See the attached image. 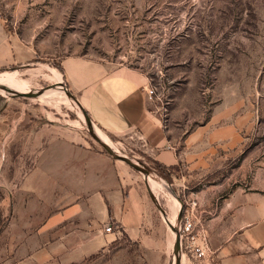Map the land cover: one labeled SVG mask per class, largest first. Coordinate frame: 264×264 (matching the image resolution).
I'll list each match as a JSON object with an SVG mask.
<instances>
[{
    "label": "rangeland",
    "instance_id": "1",
    "mask_svg": "<svg viewBox=\"0 0 264 264\" xmlns=\"http://www.w3.org/2000/svg\"><path fill=\"white\" fill-rule=\"evenodd\" d=\"M0 24L14 56L13 63L0 66V75L14 74L25 92L37 94L19 98L0 90V264L23 263L32 242L45 241L13 238L9 232L21 185L39 153L35 130L55 124L82 132L87 144L108 155L77 105L57 87L67 59L125 66L145 75L168 136L180 146L195 136V146L216 151L205 182L222 183L220 197L235 186L264 190V0H0ZM47 91L57 94L41 100ZM92 129L101 132L93 124ZM108 139L117 154L162 180L153 193L167 219L168 255L147 262L137 243L119 235L108 243L104 261L174 264L168 223H178L187 194L173 188L168 175L132 143ZM128 168L145 189L144 175ZM183 255L188 264H197ZM93 259L81 264H94Z\"/></svg>",
    "mask_w": 264,
    "mask_h": 264
},
{
    "label": "crops",
    "instance_id": "2",
    "mask_svg": "<svg viewBox=\"0 0 264 264\" xmlns=\"http://www.w3.org/2000/svg\"><path fill=\"white\" fill-rule=\"evenodd\" d=\"M13 61L0 29V66ZM61 76L57 84L93 126L112 140L132 143L168 175L173 188L196 200L198 220L215 251L214 264H264V190L235 186L220 197L222 183L205 182L216 151L195 146V136L182 146L168 136L148 99L145 75L75 58L63 61ZM35 138L39 153L21 185L9 232L13 238L45 241L39 246L32 242L20 264H81L92 256L94 264L116 263L115 258L104 261L103 253L119 235L137 243L147 262L150 256L160 261L168 255L165 219L154 213L146 188L128 166L87 144L79 131L51 124L36 129ZM185 257L180 264H188Z\"/></svg>",
    "mask_w": 264,
    "mask_h": 264
},
{
    "label": "built area",
    "instance_id": "3",
    "mask_svg": "<svg viewBox=\"0 0 264 264\" xmlns=\"http://www.w3.org/2000/svg\"><path fill=\"white\" fill-rule=\"evenodd\" d=\"M148 99H153V91L149 89ZM197 203L193 199L184 202L179 224V238L182 253H188L197 261V264H212L213 252L204 226L196 214ZM106 232L110 227L105 228Z\"/></svg>",
    "mask_w": 264,
    "mask_h": 264
},
{
    "label": "water",
    "instance_id": "4",
    "mask_svg": "<svg viewBox=\"0 0 264 264\" xmlns=\"http://www.w3.org/2000/svg\"><path fill=\"white\" fill-rule=\"evenodd\" d=\"M60 87L62 88L67 96L77 105L78 109L80 110L82 117L85 119L86 124H87V128L88 131L90 133V135L97 141L100 143V145L102 147L105 148V150L107 151L108 155L116 160V161H120L123 162L125 164H127L128 166L134 168L135 170H137L138 172L142 173L144 175V183H145V187L147 190V193L150 197V199L152 200V202H156V207L157 210L160 212V214L163 216V218L165 219V221L167 220L164 216L165 212L163 211V209L157 204L156 201V197L154 196V193L152 192V190L150 189L147 180L145 178V176H148L150 174L148 168H146L145 166H141L140 164H138L136 161H134L133 159L126 157L124 155H120L117 154L114 150H112V148L110 146H108L106 143L102 142L101 139L97 136V134L95 133V131L92 129V122L91 120L88 118V116L86 115V113L84 111H82L80 109L79 104L76 102V100L72 97V95L67 91L66 88H64L62 86V84H59ZM0 89L5 90L6 92H8L11 96L14 97H19V98H33L36 97L37 94L36 93H30V92H15V91H11L8 88L4 87V86H0ZM182 212V211H181ZM181 212L178 215V223L176 225H172L170 223L169 226L171 228V230L174 232L175 237H174V244H173V258H174V264H180L181 262V257H182V250H181V244H180V238H179V224H180V219H181ZM167 222V221H166Z\"/></svg>",
    "mask_w": 264,
    "mask_h": 264
},
{
    "label": "bare ground",
    "instance_id": "5",
    "mask_svg": "<svg viewBox=\"0 0 264 264\" xmlns=\"http://www.w3.org/2000/svg\"><path fill=\"white\" fill-rule=\"evenodd\" d=\"M54 75L57 78H59V74L58 73H54ZM0 86H4V87L8 88L9 90L15 91V92H25L24 91L23 82L20 81V80H17L16 77H15V75L12 74V73L11 74L5 73V74H1L0 75ZM0 90H1V93H3V92L5 94L8 93L5 90H2V89H0ZM56 94H57V91H47V92L42 93L39 96V98L41 100L48 101L49 99H51L52 97H54ZM94 131L97 134V136L101 139L102 142L106 143L108 146L111 147V143H110L109 139L103 133L97 132L96 130H94ZM145 178H146L147 183H148L150 189L152 190V192H155V190L157 188L162 187L161 186L162 185V180L158 176H156L155 174L150 173L148 176H145ZM171 207L174 210L177 207V205L174 202H171ZM176 209H175V211H176ZM169 219H170V217H169ZM170 222L173 223L172 221H170ZM173 237H175V234L174 233H173Z\"/></svg>",
    "mask_w": 264,
    "mask_h": 264
}]
</instances>
